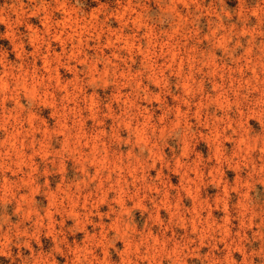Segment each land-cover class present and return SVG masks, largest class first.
Here are the masks:
<instances>
[{
    "label": "rangeland",
    "instance_id": "rangeland-1",
    "mask_svg": "<svg viewBox=\"0 0 264 264\" xmlns=\"http://www.w3.org/2000/svg\"><path fill=\"white\" fill-rule=\"evenodd\" d=\"M0 264H264V0H0Z\"/></svg>",
    "mask_w": 264,
    "mask_h": 264
}]
</instances>
